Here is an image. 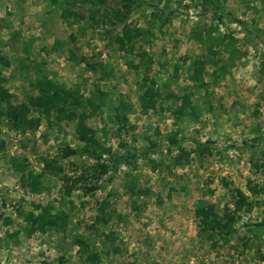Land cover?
<instances>
[{"label": "rangeland", "instance_id": "rangeland-1", "mask_svg": "<svg viewBox=\"0 0 264 264\" xmlns=\"http://www.w3.org/2000/svg\"><path fill=\"white\" fill-rule=\"evenodd\" d=\"M117 1L73 0L69 8L83 17L72 21L60 17L59 6L50 0H0V55L8 61L7 66L0 65V72L10 101L17 104L25 95L34 94L29 80L39 73L61 88L76 83L83 95L96 80L106 92V103L84 122L96 131L97 140L112 152L121 151L108 106L123 93L134 107L127 118L135 125V140L129 139V132L121 133L119 139L136 148L147 143L143 138L155 141L156 148L147 157L157 163L154 169L142 159L135 161L133 169L120 166L108 181L107 174L103 175L91 194L76 188L65 194L60 174L43 173L42 188L32 193L19 185L8 164L9 156L23 158L25 168L33 173L40 170L41 157L55 156L62 174L69 177L92 160L83 155L59 157L63 145L79 148L71 122L46 127L41 121L35 131L21 135L9 130L1 118L0 264H264V235L248 227L264 218V190H247V185H261L256 165L264 160V2L218 0L225 13L221 19L209 8L217 5L213 0H143L150 6L128 14L125 21L140 32L135 45L147 49L154 60L148 73L156 85L170 79L172 64L179 63L178 80H170L175 93L188 89L193 57L203 58L209 41L218 50L220 66L206 63L202 72L209 106L199 99L202 89L192 87L195 99L190 102L195 103L196 119L186 114L175 120L170 109L176 102L171 99L159 101L169 110L137 111L136 82L142 75L140 68L133 67L137 57L108 42L120 25H86L92 7L110 12L117 8ZM236 20L248 35L237 22H230ZM195 30L202 31L204 41L193 38ZM222 33L227 35L228 46L223 47L219 40ZM70 51L72 58L68 57ZM80 57L110 68V76L97 80L98 73L78 62ZM172 130H177L186 150L193 147L190 139L211 141V153L201 157L191 153L187 163L172 164L175 151H166L163 139ZM255 135L259 138L251 140ZM132 178L139 187L147 188L146 194L136 196L125 190L124 182ZM231 188L248 195L251 209L237 212L228 242L212 249L196 233L193 209L205 203L217 211L231 206ZM103 199L107 221L93 225L98 202ZM46 203L51 205V213L65 216L63 226L25 234L27 222L22 215L36 213L34 206ZM74 239L87 245L85 252H80ZM91 251L97 255L96 262L87 261Z\"/></svg>", "mask_w": 264, "mask_h": 264}, {"label": "trees", "instance_id": "trees-1", "mask_svg": "<svg viewBox=\"0 0 264 264\" xmlns=\"http://www.w3.org/2000/svg\"><path fill=\"white\" fill-rule=\"evenodd\" d=\"M50 1L59 6L58 12L60 17L64 19L70 18L72 21L82 19V13L69 8V5L73 4V0ZM117 2V8L110 12H102L92 7L88 11L89 22L86 25L88 27H92V25L103 26L106 22L111 25H120L118 32L112 38L108 37V42L115 44V47L123 52L134 53L137 57V63L133 67L142 70V75L136 82V89L138 91L136 95L137 111L140 114H145L147 111L155 112L158 109L169 110L167 107L162 106V103H159V101L161 99H171L176 102V105L170 109L171 115H173L175 120H179L186 114L190 115L192 119H196L197 110L190 103L189 97L191 93L189 91L175 95L167 89V84L162 83L160 86L156 85L155 79L148 73L154 61L152 55L147 49L135 45V38L140 32L134 25L125 21L129 13L136 12L150 5L146 4L143 0H118ZM213 2H216L217 5L209 8L212 12H216V16L220 15L219 18L221 19V15L225 16V13L218 4V0H213ZM261 2L263 3L264 0H261ZM161 22H163V19L160 20ZM230 22H237L242 32L248 35L240 20ZM102 32L106 33L107 30L105 29ZM201 32L200 30H195L191 34L196 40L204 41L205 39L200 37ZM209 33V30H207V34ZM226 36L225 33L219 36L223 47L228 46V41H225ZM69 38L72 39V35ZM207 40L209 41V39ZM56 43L58 42L55 41ZM205 50L206 53L203 58L199 56L193 57L187 75L188 79L194 85L203 88L204 91L206 90V81L202 77L204 66L206 63L211 66H220L218 50L213 49L211 41L208 42ZM68 57H73L71 51ZM78 62H84L92 72H97V80H106L111 74V69L101 65L99 62L88 63L84 57H80ZM178 64H172L171 76L175 77L177 75ZM0 65H8V61L1 55ZM4 81L5 77L0 72V119L2 118L4 120L9 130L24 135L35 131L41 121L44 122L46 127H50L51 125L57 126L60 121L71 122L73 123L75 139L80 144L79 148L63 145L59 148V157L83 155L92 160V163L83 166L77 175L69 177L62 174V167L57 163V157L55 156L50 158L41 157V167L36 173L25 168L23 158L13 155L9 156L8 164L11 170L17 174L19 185L25 187L29 192L37 193L40 191L42 188L40 176L43 173L52 175L60 174V178L64 181L63 192L65 194H68L73 188L80 190L82 194H91L98 188L99 185L97 182L103 175L107 174L106 181H108L110 174L114 173L120 166L133 169L135 168L134 164L137 159L146 161L151 169L157 166L155 161L147 157L149 153L155 150V141L143 138L147 143L143 144L140 148H136L133 145H129L126 141L119 139L121 133L129 132V139L131 141L135 140L133 134L135 125L130 123L127 118L129 113L134 112V107L128 101L126 95V98H123V93H118L116 102L108 106L115 124L114 136L118 138L116 142L117 147L121 150L119 152H112L110 147L104 146L103 143L97 140L95 137L96 131L84 122L87 116L94 114L96 109L106 103V92L98 86L96 80L91 82V89L86 95H83L79 92L76 83L70 87L61 88L46 75L39 73L29 80V85L34 91V94L25 95L24 100L17 104L10 101V93L3 86ZM203 102L209 106L208 98L204 99ZM82 106L86 107V111L81 108ZM154 134L157 136L158 131L154 130ZM177 134V130H172L163 135L165 150L169 152L172 148L175 151V154L170 157L172 164L183 165L187 163L191 153H195L198 157L211 153L213 148L211 141L207 139L203 141L190 139L189 142L193 147L186 150L177 138ZM258 138V135H255L251 140L254 141ZM256 168L261 173V185L259 187L247 185V190L250 193L264 190V160L259 162ZM125 175L127 176L129 174L125 172ZM132 180L124 182V188L127 192L136 196L147 193V188L139 187L136 184V178H132ZM222 183L226 186L225 181H222ZM229 196L231 206L224 205L220 211H217L211 203H205L193 209L196 233L201 238L207 240L208 246L212 249L228 242V236L233 231V223L236 219L237 212L241 209H251L248 195L240 189H229ZM130 206L133 209L136 208L135 202H132ZM34 207L38 208L36 213L28 211L22 215V220L27 222V226L23 228L25 234L28 235L33 231L43 232L46 227L59 228L63 226L65 216L63 214L51 213V205L49 203L42 206L35 205ZM106 207L107 203L104 199L98 202L97 213L93 218V225L107 221L108 214L103 213ZM248 227L259 230L264 235V218L250 223ZM74 242L79 246L80 252H85L87 245L81 239H74ZM112 250L115 251L116 249ZM86 257L88 262H96L98 259L96 253L92 251L88 252Z\"/></svg>", "mask_w": 264, "mask_h": 264}, {"label": "crops", "instance_id": "crops-1", "mask_svg": "<svg viewBox=\"0 0 264 264\" xmlns=\"http://www.w3.org/2000/svg\"><path fill=\"white\" fill-rule=\"evenodd\" d=\"M177 71H178V69H177ZM170 79H167L166 81H164V83L165 84H167V89L169 90V91H171L173 94H175V95H179V94H181V93H183V92H187V91H189L190 93H191V95H190V97H189V99H195L194 98V96H193V92H192V87L194 88V89H202V91H200V95H199V99H207L206 97V92L203 90V88H201V87H198V86H196V85H194L189 79H188V81L190 82L189 83V87H188V89L186 90V91H182V92H180V93H175L174 91H173V89H171V83H172V81L173 80H178V77L177 76H171V74H170ZM170 80H172L171 82H170ZM158 86H160V85H162V83H159V84H157ZM205 88H206V85H205ZM191 103V105L192 106H194L195 105V103L193 102V101H191L190 102ZM200 141V140H199Z\"/></svg>", "mask_w": 264, "mask_h": 264}]
</instances>
